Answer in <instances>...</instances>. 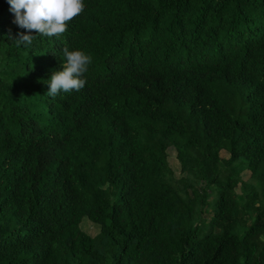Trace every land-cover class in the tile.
<instances>
[{
  "label": "trees",
  "instance_id": "obj_1",
  "mask_svg": "<svg viewBox=\"0 0 264 264\" xmlns=\"http://www.w3.org/2000/svg\"><path fill=\"white\" fill-rule=\"evenodd\" d=\"M84 4L18 47L0 0V264H264V0Z\"/></svg>",
  "mask_w": 264,
  "mask_h": 264
},
{
  "label": "clouds",
  "instance_id": "obj_2",
  "mask_svg": "<svg viewBox=\"0 0 264 264\" xmlns=\"http://www.w3.org/2000/svg\"><path fill=\"white\" fill-rule=\"evenodd\" d=\"M14 13V23L26 32H19L15 44L30 46L36 36L59 37L67 31L69 22L84 11V0H7ZM35 31L36 35L31 33ZM62 70L54 71L48 80L49 97L60 92L80 91L86 84L84 74L92 63V57L81 50L62 49Z\"/></svg>",
  "mask_w": 264,
  "mask_h": 264
},
{
  "label": "rangeland",
  "instance_id": "obj_3",
  "mask_svg": "<svg viewBox=\"0 0 264 264\" xmlns=\"http://www.w3.org/2000/svg\"><path fill=\"white\" fill-rule=\"evenodd\" d=\"M226 150V149H225ZM167 151H168V163L170 165V167L172 168L174 175L176 177H180L183 175L182 171H181V166L178 162V157H177V151L175 150V148L170 145L167 147ZM221 155L223 157L228 156L229 155V151H222ZM249 170L248 169H243V171L241 172L242 178H247L249 176ZM237 189L239 190V187H237ZM80 226L83 227V229L88 232L91 235H94L95 233L98 232V230H100V226L98 223L91 221L90 219L83 217L81 222H80Z\"/></svg>",
  "mask_w": 264,
  "mask_h": 264
}]
</instances>
